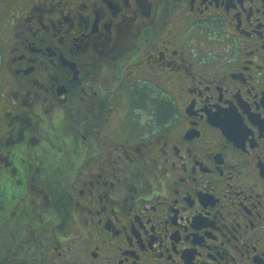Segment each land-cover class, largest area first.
Listing matches in <instances>:
<instances>
[{
  "label": "flooded vegetation",
  "instance_id": "af4514ba",
  "mask_svg": "<svg viewBox=\"0 0 264 264\" xmlns=\"http://www.w3.org/2000/svg\"><path fill=\"white\" fill-rule=\"evenodd\" d=\"M0 264H264V0H0Z\"/></svg>",
  "mask_w": 264,
  "mask_h": 264
}]
</instances>
